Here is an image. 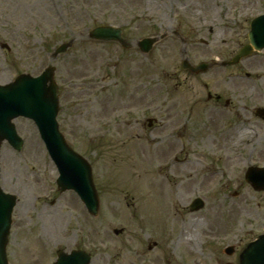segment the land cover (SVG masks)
Here are the masks:
<instances>
[{
	"label": "rangeland",
	"instance_id": "rangeland-1",
	"mask_svg": "<svg viewBox=\"0 0 264 264\" xmlns=\"http://www.w3.org/2000/svg\"><path fill=\"white\" fill-rule=\"evenodd\" d=\"M261 14L263 0H0V84L56 66L60 128L90 161L101 200L92 216L61 192L37 127L17 118L22 151L7 141L0 150V185L18 198L11 264H52L76 248L91 264H240L264 233V189L245 179L264 167V119L252 113L264 107V50L241 58L243 71L214 59L232 60ZM98 25L121 27L132 47L92 38ZM148 36L159 40L147 53L137 42ZM202 62L211 68H183ZM196 197L205 207L193 213L185 205Z\"/></svg>",
	"mask_w": 264,
	"mask_h": 264
},
{
	"label": "water",
	"instance_id": "water-1",
	"mask_svg": "<svg viewBox=\"0 0 264 264\" xmlns=\"http://www.w3.org/2000/svg\"><path fill=\"white\" fill-rule=\"evenodd\" d=\"M92 35L125 42L121 37V30L111 26L98 27ZM249 38L251 43L234 61L252 51L253 47L258 49L264 47V15L258 16L251 22ZM153 42L154 39L146 38L140 42V45L148 51ZM68 45H62L57 52L65 50ZM57 113L58 97L53 68H47L39 76L24 73L11 83L0 84V147L7 139L13 147L21 149L23 140L17 134L13 119L20 115L34 119L51 157L58 166L60 175L57 183L60 189L77 191L88 210L97 214L99 198L93 182L91 165L66 143L58 129ZM247 179L256 188H264V168H250ZM15 202L16 196L4 192L0 187V264H9L6 245ZM90 258L91 255L84 250L73 251L71 254L59 251V259L54 264H89ZM241 264H264V234L243 252Z\"/></svg>",
	"mask_w": 264,
	"mask_h": 264
},
{
	"label": "bare ground",
	"instance_id": "bare-ground-1",
	"mask_svg": "<svg viewBox=\"0 0 264 264\" xmlns=\"http://www.w3.org/2000/svg\"><path fill=\"white\" fill-rule=\"evenodd\" d=\"M50 12H52L53 14L55 13V9H53V8H51L50 9ZM245 131V130H244ZM241 135V134H240ZM227 161H229V158L228 157H226V162ZM194 162H192L191 164H193ZM215 173L213 172L212 174H209L207 177H206V179L207 180H209V179H212V178H215V176H216V174L214 175ZM162 182V181H161ZM164 185V184H163ZM162 198L164 199V202H165V204H167L168 203V201H169V196H168V194L166 193V192H164V194L162 195ZM167 218L170 220V223H175V217L174 216H172V215H170V214H167ZM182 232H183V229H182ZM181 235L182 234H179L178 235V237H177V239H178V241H180L181 240ZM184 247H185V251L187 252V253H190V254H192L193 252H194V249H195V247L197 246V238H196V236L194 235V234H192V233H187L186 234V237H185V239H184Z\"/></svg>",
	"mask_w": 264,
	"mask_h": 264
},
{
	"label": "flooded vegetation",
	"instance_id": "flooded-vegetation-1",
	"mask_svg": "<svg viewBox=\"0 0 264 264\" xmlns=\"http://www.w3.org/2000/svg\"><path fill=\"white\" fill-rule=\"evenodd\" d=\"M256 55H259V53H256L254 56H256ZM243 66H244V67H247V64L244 63ZM244 72L246 73L247 71L245 70ZM214 94H215L216 97H217L216 99H215V98H212V95H214ZM214 94H212V95L210 94V95H209V97H210V98H209L210 102H212L213 104H216V105H220V104L222 105V104H223V100H222V99H223V98H222L223 95H222V94L219 95V93H218V94H217V93H214ZM229 103H230V100H226V104H229ZM221 105H220V106H221ZM252 113L254 114L255 111H252ZM192 201H193V200H192ZM185 206L191 208V202L188 201V203H187ZM190 210H191V209H190ZM191 212L194 213L195 211H192V210H191ZM168 221H169V223H170V220H169V219H168ZM170 224L172 225L173 223H170ZM205 227H206V226H205Z\"/></svg>",
	"mask_w": 264,
	"mask_h": 264
}]
</instances>
